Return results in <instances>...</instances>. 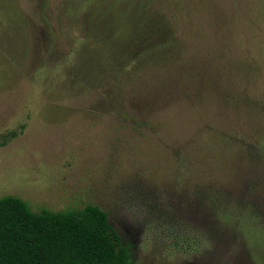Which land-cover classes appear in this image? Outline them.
I'll return each mask as SVG.
<instances>
[{"label":"rangeland","instance_id":"374dc122","mask_svg":"<svg viewBox=\"0 0 264 264\" xmlns=\"http://www.w3.org/2000/svg\"><path fill=\"white\" fill-rule=\"evenodd\" d=\"M89 5L0 0V197L100 206L131 264H264V0H158L188 52L148 125L73 83Z\"/></svg>","mask_w":264,"mask_h":264},{"label":"trees","instance_id":"16d2710c","mask_svg":"<svg viewBox=\"0 0 264 264\" xmlns=\"http://www.w3.org/2000/svg\"><path fill=\"white\" fill-rule=\"evenodd\" d=\"M85 43L73 49V83L100 89L98 102L142 121L127 105L148 94L167 65L188 52L187 40L158 0H86ZM177 30V29H176ZM190 55L194 59V53ZM129 101V103H128ZM0 264H131V251L100 206L34 211L20 197H0Z\"/></svg>","mask_w":264,"mask_h":264}]
</instances>
